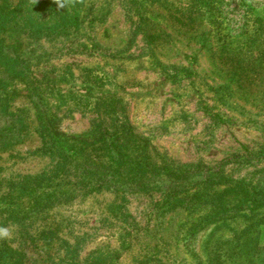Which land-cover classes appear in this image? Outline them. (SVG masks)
<instances>
[{
  "label": "rangeland",
  "instance_id": "1",
  "mask_svg": "<svg viewBox=\"0 0 264 264\" xmlns=\"http://www.w3.org/2000/svg\"><path fill=\"white\" fill-rule=\"evenodd\" d=\"M48 1L12 0L47 25L17 34L20 58L57 130L115 160L116 180L59 170L20 92L25 135L13 123L0 150V264H264V0H84L66 28Z\"/></svg>",
  "mask_w": 264,
  "mask_h": 264
},
{
  "label": "trees",
  "instance_id": "2",
  "mask_svg": "<svg viewBox=\"0 0 264 264\" xmlns=\"http://www.w3.org/2000/svg\"><path fill=\"white\" fill-rule=\"evenodd\" d=\"M48 2L47 7L51 8V14L53 15L51 19L54 27L66 28L78 25V4L75 7L60 9L53 0ZM11 3L12 0H1L0 2V150L5 149L8 142L11 141L13 143V141L16 142L17 140L14 130L12 131L11 129L13 123L17 122L20 125L19 127L17 125L16 132H18V135H25L27 125L23 114L9 107L10 102L18 95H22L20 92H23L24 97L37 105L39 113L38 129L41 131L40 134L47 138L45 139V145L46 148L48 146L50 154L59 157L57 168L66 173L80 172L86 173L93 178L100 177L105 185L110 186L109 184L116 180L110 175L111 168L116 165L115 160L110 161L104 159L102 155L96 154V148L92 149V151H86L78 143H73L67 134L57 130L58 115L51 110L44 109L45 105H43L38 95L39 90L31 81L29 66L23 58H20V45L19 41H17V34L24 31L29 35H34L43 32L47 25H39L37 17L30 16L31 13L27 11L30 6L25 8L27 9L25 10L27 11L25 15L21 13L22 11H18L20 9H17V5H12ZM49 28L53 27L49 26ZM14 82L22 84L23 87H15ZM105 140L103 138V141L98 142L104 144ZM127 177L134 180L135 174H127ZM143 177L144 173L138 178L136 184H143ZM46 180H48L47 177L41 175L32 182L30 180L28 183L18 181L15 189L9 194L10 200L19 202L20 197L26 195V192L28 194L30 191L34 192ZM125 182L123 180L119 184L125 186ZM36 198V200H33L36 207L39 208V197ZM108 262L112 264L111 257H98L93 260V264H108Z\"/></svg>",
  "mask_w": 264,
  "mask_h": 264
},
{
  "label": "clouds",
  "instance_id": "3",
  "mask_svg": "<svg viewBox=\"0 0 264 264\" xmlns=\"http://www.w3.org/2000/svg\"><path fill=\"white\" fill-rule=\"evenodd\" d=\"M35 4L37 0H32ZM60 9L75 7L77 4H83L84 0H53ZM12 231L8 227L0 226V241L9 240L12 238Z\"/></svg>",
  "mask_w": 264,
  "mask_h": 264
}]
</instances>
